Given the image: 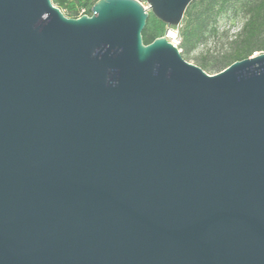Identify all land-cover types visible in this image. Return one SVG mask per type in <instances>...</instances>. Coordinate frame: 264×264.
Here are the masks:
<instances>
[{"label":"water","instance_id":"95a60500","mask_svg":"<svg viewBox=\"0 0 264 264\" xmlns=\"http://www.w3.org/2000/svg\"><path fill=\"white\" fill-rule=\"evenodd\" d=\"M192 1L0 0V264H264V53L143 42Z\"/></svg>","mask_w":264,"mask_h":264},{"label":"trees","instance_id":"16d2710c","mask_svg":"<svg viewBox=\"0 0 264 264\" xmlns=\"http://www.w3.org/2000/svg\"><path fill=\"white\" fill-rule=\"evenodd\" d=\"M98 0H52L68 18H79L91 15L92 6ZM142 2L146 0H141ZM242 0H193L187 7L182 21L176 29L180 38L181 55L184 60L204 45L211 35L218 33V22L229 7ZM246 20L232 41L231 49L210 65L205 55L200 62V68L223 71L235 62L248 59L255 54L264 53V0H251L245 5ZM66 13L69 14L66 15ZM151 21L154 27L150 28ZM165 24L151 16L142 32L145 45L165 35H159Z\"/></svg>","mask_w":264,"mask_h":264},{"label":"rangeland","instance_id":"374dc122","mask_svg":"<svg viewBox=\"0 0 264 264\" xmlns=\"http://www.w3.org/2000/svg\"><path fill=\"white\" fill-rule=\"evenodd\" d=\"M251 0H242L240 2L233 3L226 14L218 22V33L211 35L207 42L196 50L188 58L187 62L200 67V62L203 56H208V62L213 65L218 59H220L225 53L231 49L232 41L235 39L236 34L242 28L246 16H245V5ZM66 15L69 16L68 13ZM153 16L150 14L149 17ZM154 27V22L151 21L150 28ZM176 29V28H175ZM177 30V29H176ZM167 31V26H162V30L159 31V35H163ZM259 55V54H257ZM209 75H215L222 71L217 70H206Z\"/></svg>","mask_w":264,"mask_h":264},{"label":"built area","instance_id":"2783aa9c","mask_svg":"<svg viewBox=\"0 0 264 264\" xmlns=\"http://www.w3.org/2000/svg\"><path fill=\"white\" fill-rule=\"evenodd\" d=\"M141 3L143 4V6L145 8H148V4L146 1L142 2ZM165 37L168 39V41L174 46L176 47L179 51H181L179 49V46H180V38H179V35H178V30H176L175 28H170L167 30L166 34H165ZM257 55V54H255Z\"/></svg>","mask_w":264,"mask_h":264}]
</instances>
